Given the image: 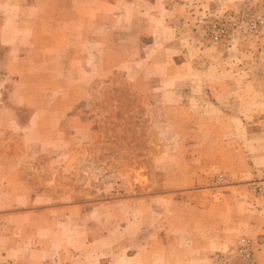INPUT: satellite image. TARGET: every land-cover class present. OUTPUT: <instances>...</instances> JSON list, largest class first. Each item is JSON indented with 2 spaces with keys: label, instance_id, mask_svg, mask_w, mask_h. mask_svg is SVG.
<instances>
[{
  "label": "rangeland",
  "instance_id": "374dc122",
  "mask_svg": "<svg viewBox=\"0 0 264 264\" xmlns=\"http://www.w3.org/2000/svg\"><path fill=\"white\" fill-rule=\"evenodd\" d=\"M10 4L0 27L16 19ZM190 10L199 41L179 44L177 65L163 43L150 66L118 42L64 76L41 43L22 61L0 43V149L12 137L21 169L8 173L34 183L1 188L0 211L33 212L0 220V264H264V235L248 232L249 216L264 222V0ZM24 230L34 243L18 245Z\"/></svg>",
  "mask_w": 264,
  "mask_h": 264
},
{
  "label": "crops",
  "instance_id": "0c3cea01",
  "mask_svg": "<svg viewBox=\"0 0 264 264\" xmlns=\"http://www.w3.org/2000/svg\"><path fill=\"white\" fill-rule=\"evenodd\" d=\"M191 3L192 0H11L12 9L18 13L15 20L3 19L0 27V43L7 46L10 60L13 57L21 61L36 57V47L38 43H41L42 48L39 51L55 54L60 59V75L64 76L74 73L75 63L84 67L86 57L88 59L97 58L92 54V51H97L98 46L109 53L116 51L113 43L118 42L124 43V45L125 43L129 44L130 41L134 42L136 53L133 56L136 63L147 62L150 66L155 64L157 54L159 55L158 51L161 47L156 48L157 44L163 43L164 51L172 55L169 60L174 61V64L177 65L180 62L183 63V57L188 55V51H184L185 54L182 53V45L179 44L199 41L197 37H194L192 23L188 24L191 20ZM9 27L16 34H8L6 29ZM118 36H120L119 39ZM116 49L118 50V46ZM84 53H88V55ZM202 53L203 51H200L193 56L192 59H195L192 61L193 68H195L194 65H197V60L203 61L205 58ZM196 67L194 72L202 70L200 65ZM85 70L83 69V73ZM218 90L222 91L221 88ZM33 118L29 124L33 122ZM11 138L1 144L0 192L5 189L9 192V183L19 187L20 184L17 181L28 188H34V183L27 180H16L13 174L8 173V170L12 168L13 171H17V175L21 169V166L12 157L16 142ZM22 140L23 138L18 141V145ZM194 183L195 179L186 178L183 189L187 193L192 192L185 187H196V183ZM173 187L177 188L178 186ZM42 194L44 193L42 192ZM23 195L24 200L30 204L37 197L43 198L41 195H34L33 192H28V194L24 192L18 197L22 198ZM28 210L0 211V220L4 217H29L33 210ZM44 210L46 209H42L40 212L43 214ZM56 210L59 211V209ZM252 210H254L252 213L260 214L255 208ZM155 214L160 219V213L158 214L156 211ZM249 220L248 232L250 235L253 237L264 235V222L255 216H249ZM178 227H183V225L179 224ZM10 231L9 229L5 235L10 236L9 234H12ZM23 235L18 239V245L24 243L26 239L30 243L35 242V234L24 230ZM9 240L10 238H8V244L11 242L9 248L13 250L15 240ZM260 248L264 253V239ZM5 251L9 252L8 249ZM33 252L38 253V250H33ZM37 258L39 259V256ZM28 264L50 263L48 260L41 262L34 260Z\"/></svg>",
  "mask_w": 264,
  "mask_h": 264
},
{
  "label": "built area",
  "instance_id": "2783aa9c",
  "mask_svg": "<svg viewBox=\"0 0 264 264\" xmlns=\"http://www.w3.org/2000/svg\"><path fill=\"white\" fill-rule=\"evenodd\" d=\"M213 28L217 30L218 26L214 25ZM218 32H222V31L219 29ZM219 36L220 35L216 33V34H214L213 39L214 40H218ZM262 196L264 198V191L262 193ZM242 241L244 243V246H246L247 241H245V240H242ZM240 253H241V255L243 256L244 259L252 261L251 254H250V252L247 249H245V248L243 250L241 249Z\"/></svg>",
  "mask_w": 264,
  "mask_h": 264
}]
</instances>
